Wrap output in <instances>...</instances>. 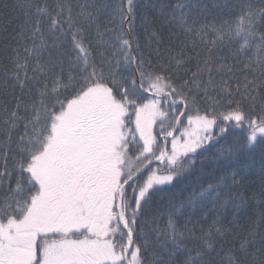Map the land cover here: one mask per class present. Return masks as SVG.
Returning a JSON list of instances; mask_svg holds the SVG:
<instances>
[{
	"label": "snow or ice",
	"instance_id": "snow-or-ice-1",
	"mask_svg": "<svg viewBox=\"0 0 264 264\" xmlns=\"http://www.w3.org/2000/svg\"><path fill=\"white\" fill-rule=\"evenodd\" d=\"M0 264H264V0H0Z\"/></svg>",
	"mask_w": 264,
	"mask_h": 264
}]
</instances>
